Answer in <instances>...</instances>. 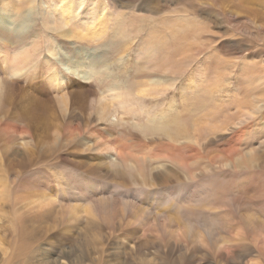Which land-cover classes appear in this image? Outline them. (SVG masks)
Masks as SVG:
<instances>
[{
	"label": "rangeland",
	"instance_id": "1",
	"mask_svg": "<svg viewBox=\"0 0 264 264\" xmlns=\"http://www.w3.org/2000/svg\"><path fill=\"white\" fill-rule=\"evenodd\" d=\"M44 1L0 24V264H264V0H84L90 41Z\"/></svg>",
	"mask_w": 264,
	"mask_h": 264
},
{
	"label": "bare ground",
	"instance_id": "2",
	"mask_svg": "<svg viewBox=\"0 0 264 264\" xmlns=\"http://www.w3.org/2000/svg\"><path fill=\"white\" fill-rule=\"evenodd\" d=\"M31 2L32 0H28L27 11L25 12L24 17L20 20L19 24H13L10 21L9 15L1 16L0 24L7 27L8 30L14 32L26 31V28L28 27V20L30 19L28 11L32 8ZM44 3L46 4V6L48 4V8H46V10H43L44 16L47 14L48 17V22H45V25L50 24L55 29L59 30L67 29L70 32V34L68 33V35H72L73 37H75V40L80 39L83 41L87 39L90 41V37L95 40L96 34L99 33L98 30H93V28L96 27L97 22L100 26L103 27V22H100L101 20L98 14L99 11H96L92 8H86L85 11L82 10L84 0H46L44 1ZM76 13H78L79 16H77ZM68 35L64 34V36H66L67 38L69 37ZM49 44L52 45V43ZM77 51L79 53H82L83 57H85V55L88 53V51ZM26 53H28L26 50H20L19 55H15V57L13 58L9 57L4 59L2 62L3 69L11 76L16 75L20 70L22 71V67H24L23 61L26 60L28 56V54ZM90 60L94 61L95 57H91ZM65 73H70L68 75H71L74 78V81L76 79L80 82H84V84L85 82L89 81V79H91L89 70L76 71L75 68L68 67L66 68ZM48 81L50 83L55 82V86L60 90H63V86L66 87L67 83H70V85L72 83L79 88H86L84 84L78 83V81L73 82L72 79L65 74H54L49 77ZM2 84L3 81L0 80V93L2 92ZM139 93L140 91H136V93L134 94L135 97H138ZM109 96L110 98H108V100L105 96H101L99 98V101L97 100L98 114H100L99 118L106 119L107 117H115V115L118 113V110L116 108V105L114 106V102L123 113L130 112L129 110H127L131 106V104L128 103L127 99V97L130 96V93H127V95H125L124 93H114L113 91H111ZM58 102L66 107V101L63 100L61 102ZM108 154L110 155V153Z\"/></svg>",
	"mask_w": 264,
	"mask_h": 264
}]
</instances>
